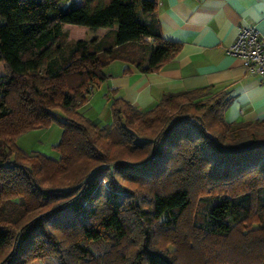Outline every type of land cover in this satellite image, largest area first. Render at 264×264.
I'll return each mask as SVG.
<instances>
[{"label": "trees", "instance_id": "16d2710c", "mask_svg": "<svg viewBox=\"0 0 264 264\" xmlns=\"http://www.w3.org/2000/svg\"><path fill=\"white\" fill-rule=\"evenodd\" d=\"M156 10L0 0V264H264V121L227 122L230 100L211 87L143 111L110 91L101 127L79 111L113 61L149 73L179 52ZM67 25L107 31L70 40ZM51 122L58 160L17 146Z\"/></svg>", "mask_w": 264, "mask_h": 264}, {"label": "crops", "instance_id": "0c3cea01", "mask_svg": "<svg viewBox=\"0 0 264 264\" xmlns=\"http://www.w3.org/2000/svg\"><path fill=\"white\" fill-rule=\"evenodd\" d=\"M156 17L162 38L179 43V52L149 73L118 61L124 67L108 71L107 92L115 91L143 111L168 92L211 87L212 93L223 92L230 100L227 122L264 121L260 78L247 74L240 58L226 52L241 26L264 33V0H157Z\"/></svg>", "mask_w": 264, "mask_h": 264}, {"label": "rangeland", "instance_id": "374dc122", "mask_svg": "<svg viewBox=\"0 0 264 264\" xmlns=\"http://www.w3.org/2000/svg\"><path fill=\"white\" fill-rule=\"evenodd\" d=\"M75 26L67 25L64 27L63 30H68L69 39L74 40L76 39V35L81 34L87 40H89L93 36L101 37L103 36L106 31H102L98 29L97 31L83 28V27H76L80 28L78 30L72 29ZM82 37V38H83ZM120 62L115 61L114 63L110 64V68L108 71L116 73L117 71L121 70L119 65ZM3 75V71L0 67V76ZM111 94L107 92L106 84H103L101 87L95 89L91 96H89L88 101L85 105H83L79 111L87 118L94 121L98 126H104L106 124H110L112 121V114H111ZM62 134V129L60 125L56 122H51L46 127L35 128L30 131H27L21 134L16 144L17 146L26 154H31L32 152H38L40 154L45 155L54 160H58L60 157V151L57 149V145L60 142ZM8 208L13 207V204L7 206ZM205 214V207L202 205L199 206L197 211L195 212L194 218L195 220L199 221L203 218ZM227 224H233L234 219L231 216H228L225 220ZM253 228H256V225H253ZM244 230L243 232H245ZM170 250L172 248L170 247ZM215 264H230L229 261H224L223 258L219 259Z\"/></svg>", "mask_w": 264, "mask_h": 264}, {"label": "built area", "instance_id": "2783aa9c", "mask_svg": "<svg viewBox=\"0 0 264 264\" xmlns=\"http://www.w3.org/2000/svg\"><path fill=\"white\" fill-rule=\"evenodd\" d=\"M226 52L240 58L246 73L258 76L264 87V33L254 26H241Z\"/></svg>", "mask_w": 264, "mask_h": 264}]
</instances>
